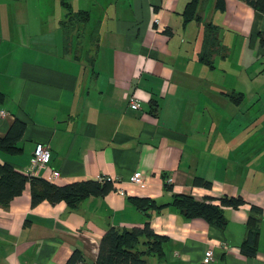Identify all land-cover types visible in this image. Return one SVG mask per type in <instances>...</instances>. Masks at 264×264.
<instances>
[{"label": "crops", "instance_id": "obj_1", "mask_svg": "<svg viewBox=\"0 0 264 264\" xmlns=\"http://www.w3.org/2000/svg\"><path fill=\"white\" fill-rule=\"evenodd\" d=\"M188 1L0 0V136L15 118L25 122L21 152L0 151V162L27 172L40 142L51 156L32 176L49 180L55 170L58 185H115L72 208L31 206L27 184L0 207V264H64L74 249L93 262L109 226H143L130 197L163 204L175 194L244 204L223 207L224 229L173 206L148 211L167 236L164 256L148 264H264V15L244 0H224L222 10L205 0L200 20L185 22ZM207 23L218 40L210 63ZM135 171L144 185L129 182ZM251 205L260 210L249 225ZM249 226L254 255L240 250Z\"/></svg>", "mask_w": 264, "mask_h": 264}, {"label": "trees", "instance_id": "obj_2", "mask_svg": "<svg viewBox=\"0 0 264 264\" xmlns=\"http://www.w3.org/2000/svg\"><path fill=\"white\" fill-rule=\"evenodd\" d=\"M258 12L264 15V0H244ZM205 0H189L183 10L185 22L200 20L198 8ZM216 8H224V0H216ZM81 14L77 13V19ZM86 16V15H85ZM87 18L81 21L86 22ZM68 22V25L74 23ZM72 26V25H71ZM206 38L207 53L202 57L204 62L210 63L209 55L215 51L218 40L216 39V27L207 23ZM4 94L0 92V104L3 102ZM155 108V106H153ZM25 130V122L15 118L10 124L5 135L0 136V151L8 154H19L21 146L19 141ZM29 184L31 206L41 201H48L55 204L64 201L69 207H76L88 196H103L115 190L114 182L110 179L86 180L72 182L64 185L55 184L43 177L32 176L16 169L8 162H0V207H6L16 196L20 195ZM169 187L168 183H164ZM197 186L210 187L211 182L200 177L193 179ZM218 203H213V197L196 199L189 194H175L168 203H157L155 200L143 197H130V202L144 213L146 220L142 227L119 228L109 226L101 237L98 253L93 262L83 260L79 250L74 249L64 264H148V257L162 258L164 256V243L167 236L154 231L150 217V210L161 211L166 206H173L186 218H203L210 224L224 229L227 220L223 214V207L236 208L244 204L242 197L221 196L216 198ZM251 215L248 224L252 225L255 218L253 212L260 210L257 206L251 205ZM257 232L249 226L247 238L240 244V250L247 255L256 253Z\"/></svg>", "mask_w": 264, "mask_h": 264}, {"label": "built area", "instance_id": "obj_3", "mask_svg": "<svg viewBox=\"0 0 264 264\" xmlns=\"http://www.w3.org/2000/svg\"><path fill=\"white\" fill-rule=\"evenodd\" d=\"M158 22V20H156ZM128 104L132 109H138L140 107V103L136 97L130 95L128 98ZM6 111L0 108V117H4L6 115ZM51 152L49 147L43 143H36L32 155L30 158L31 168L27 170L28 174H34L35 169L45 168L49 164ZM34 170V171H33ZM59 176V172L52 170L48 176L49 180H52L55 177ZM129 182L139 185H144L143 175L140 171H135L129 177ZM120 193H124L122 190H118ZM204 262L210 263L213 260V253L210 249L206 250L203 254Z\"/></svg>", "mask_w": 264, "mask_h": 264}, {"label": "rangeland", "instance_id": "obj_4", "mask_svg": "<svg viewBox=\"0 0 264 264\" xmlns=\"http://www.w3.org/2000/svg\"><path fill=\"white\" fill-rule=\"evenodd\" d=\"M235 62H236V60H235ZM246 62V61H245ZM249 62V66L251 67V65H252V63L250 62V61H248ZM237 65L236 64H234V67H236Z\"/></svg>", "mask_w": 264, "mask_h": 264}]
</instances>
